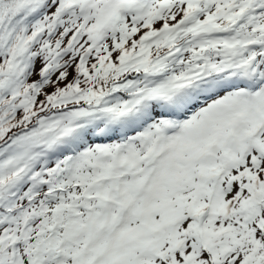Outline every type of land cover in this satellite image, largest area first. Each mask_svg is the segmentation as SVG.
<instances>
[{"label": "snow or ice", "instance_id": "snow-or-ice-1", "mask_svg": "<svg viewBox=\"0 0 264 264\" xmlns=\"http://www.w3.org/2000/svg\"><path fill=\"white\" fill-rule=\"evenodd\" d=\"M0 264H264V0H0Z\"/></svg>", "mask_w": 264, "mask_h": 264}]
</instances>
